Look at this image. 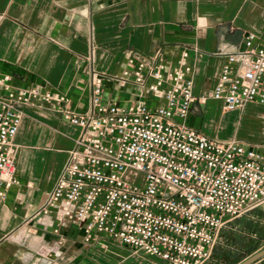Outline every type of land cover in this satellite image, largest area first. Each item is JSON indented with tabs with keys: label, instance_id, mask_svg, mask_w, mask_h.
I'll return each instance as SVG.
<instances>
[{
	"label": "built area",
	"instance_id": "2783aa9c",
	"mask_svg": "<svg viewBox=\"0 0 264 264\" xmlns=\"http://www.w3.org/2000/svg\"><path fill=\"white\" fill-rule=\"evenodd\" d=\"M223 52L227 60L213 91L201 97L186 49L175 64L160 56L132 59L120 75L93 64L85 112L38 84L15 86L0 70V185L18 182L14 138L24 107L50 102L81 132L33 215L77 222L86 241L104 234L168 264H204L228 220L264 202L263 155L238 138L211 137L188 123L209 97L228 111L264 103V40L250 31L244 47ZM107 81L134 83L137 99L124 105L106 98Z\"/></svg>",
	"mask_w": 264,
	"mask_h": 264
},
{
	"label": "crops",
	"instance_id": "0c3cea01",
	"mask_svg": "<svg viewBox=\"0 0 264 264\" xmlns=\"http://www.w3.org/2000/svg\"><path fill=\"white\" fill-rule=\"evenodd\" d=\"M0 13V70L12 76L15 86L38 84L42 91L65 95L78 112L90 106L93 64L120 75L132 59L160 56L175 64L186 49L194 92L201 97L213 91L227 60L224 50L244 47L250 31L264 40V0H0ZM105 88V97L121 104L137 99L134 83L121 87L107 81ZM210 101L219 105L211 120L221 123L225 114L236 113L255 124L241 139L235 132L229 138L255 148L264 162V103L228 111L209 97L197 108L207 113ZM189 118L194 125L196 118ZM201 118L200 131L229 139L213 135ZM80 132L50 102L35 100L24 107L14 138L18 182L0 185V264H168L104 234L86 241L77 222L62 225L53 214L31 217L53 188ZM251 210L264 229V202ZM236 219L226 225L247 224ZM263 248L264 242L236 264ZM253 264H264V256Z\"/></svg>",
	"mask_w": 264,
	"mask_h": 264
},
{
	"label": "rangeland",
	"instance_id": "374dc122",
	"mask_svg": "<svg viewBox=\"0 0 264 264\" xmlns=\"http://www.w3.org/2000/svg\"><path fill=\"white\" fill-rule=\"evenodd\" d=\"M207 107L209 109L207 113L202 109L196 108L191 116L192 118H196L194 122L195 126L200 124V117H202L201 121L205 119L206 126L208 128L212 127L216 132L213 135L221 138H229L235 132L238 138L241 139L242 137L240 136L248 134L249 127H254L255 125L252 121H248L246 124V120H243L242 115L241 117L239 115L232 117L226 116V114L224 115L225 119L220 120L221 123H219V120H211V117L217 118L219 105L210 101ZM235 114L232 113L230 115ZM176 120L182 121L180 118H176ZM191 122L192 120L189 118L188 123ZM218 131L221 133L217 134ZM249 210L236 219V221L246 219L247 224L244 227H238L237 229L234 223H229L222 228L212 255L204 264H236L239 259L252 253L264 242V229L261 226L262 224L259 223L258 219L252 218V210ZM31 217L34 218L35 216L32 215Z\"/></svg>",
	"mask_w": 264,
	"mask_h": 264
},
{
	"label": "water",
	"instance_id": "95a60500",
	"mask_svg": "<svg viewBox=\"0 0 264 264\" xmlns=\"http://www.w3.org/2000/svg\"><path fill=\"white\" fill-rule=\"evenodd\" d=\"M263 256H264V248L251 254L250 256H248L247 258H245L238 264H253L254 262L258 261Z\"/></svg>",
	"mask_w": 264,
	"mask_h": 264
},
{
	"label": "bare ground",
	"instance_id": "6f19581e",
	"mask_svg": "<svg viewBox=\"0 0 264 264\" xmlns=\"http://www.w3.org/2000/svg\"><path fill=\"white\" fill-rule=\"evenodd\" d=\"M230 114H232V113H230ZM229 116H232V117H235V115H229ZM232 119V118H231ZM246 122H247V120H246ZM140 178V177H139Z\"/></svg>",
	"mask_w": 264,
	"mask_h": 264
}]
</instances>
